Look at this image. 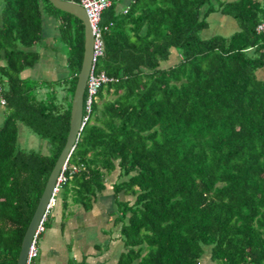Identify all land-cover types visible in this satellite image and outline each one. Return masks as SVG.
Masks as SVG:
<instances>
[{"label": "trees", "instance_id": "obj_1", "mask_svg": "<svg viewBox=\"0 0 264 264\" xmlns=\"http://www.w3.org/2000/svg\"><path fill=\"white\" fill-rule=\"evenodd\" d=\"M0 2V264H16L66 142L84 27L48 0ZM216 13L238 30L200 38ZM47 20L66 47L65 74L23 78L40 61ZM263 22L264 0H133L123 11L113 0L93 69L108 81L88 110L85 89L86 120L36 245L58 205L63 219L74 206L90 211L116 174V264H199L207 248L213 264H264ZM173 51L177 62L163 66ZM20 125L46 144L19 149Z\"/></svg>", "mask_w": 264, "mask_h": 264}, {"label": "crops", "instance_id": "obj_2", "mask_svg": "<svg viewBox=\"0 0 264 264\" xmlns=\"http://www.w3.org/2000/svg\"><path fill=\"white\" fill-rule=\"evenodd\" d=\"M132 1L133 0H130V2L126 6L119 7V0H117V10L123 11ZM50 33H52V31L50 30L49 32L44 23V37H51ZM44 58L47 59V57ZM176 62L177 54L173 51L170 56V60L167 63H164L163 66L172 65ZM38 65L39 64H37L33 69L25 70L22 73V76L30 78V76L32 75L36 77V79H42V81L61 77L60 75L55 73L56 70L54 68L45 70V66L43 64L39 67ZM45 71H51V78L45 76ZM109 185L105 192L99 195L97 201L93 204V210L91 209L92 211L90 210L88 212H84L81 210L80 212H78L79 214L77 213V215L76 212L74 213L71 210V207L69 211L74 214V216L72 215L73 217L69 216L63 219L61 208L59 207V205L57 206V208L54 210V215H52V219H54L56 222V226L54 228V242L49 243L42 248L41 262L39 261L37 262V264H49L47 260L56 259L57 254L59 256L62 254L67 257V264L68 260L71 258L70 256L73 255L71 254V240L79 241L82 245H79L80 247H77V249L75 250L74 253L77 254V257L73 258L74 261L79 262L83 257H86L87 264L117 263L119 255L121 254V252H123V247L118 238V227L115 226L116 208ZM60 243L65 246L66 250L63 249V251L60 248ZM199 264H213L211 262L209 248L205 249V252L201 257Z\"/></svg>", "mask_w": 264, "mask_h": 264}, {"label": "water", "instance_id": "obj_3", "mask_svg": "<svg viewBox=\"0 0 264 264\" xmlns=\"http://www.w3.org/2000/svg\"><path fill=\"white\" fill-rule=\"evenodd\" d=\"M48 2L55 9L72 15L82 22L84 27V52L81 68L77 75V81L71 101L69 131L66 142L52 168V171L50 172L43 192L38 200L36 209L24 233L16 264H25L30 245L33 241L38 225L41 222L42 217L46 213L49 201L56 186L58 176L61 170L66 165L67 160L82 129L83 95L86 89L87 79L92 68L93 37L90 24L84 9L78 3L72 1L48 0Z\"/></svg>", "mask_w": 264, "mask_h": 264}, {"label": "rangeland", "instance_id": "obj_4", "mask_svg": "<svg viewBox=\"0 0 264 264\" xmlns=\"http://www.w3.org/2000/svg\"><path fill=\"white\" fill-rule=\"evenodd\" d=\"M129 2H130V0H119L118 6L119 7L126 6ZM0 4H1V2H0ZM213 4L216 5L215 2H213ZM0 11H1V6H0ZM224 19H225V21H224ZM207 21L209 23L208 29L199 33V36L202 39H207V38H210L212 36H217V35L223 36V37H229L230 35H232L233 33H235L238 30L237 24L235 23L234 20H232L231 18L223 17L217 13L210 15L208 17ZM45 26L48 28L49 32L51 30L52 33H50L51 37H47L43 40L41 46L38 45L36 47V50L40 53V56H41L40 61L38 62V64H39L38 67L43 64L45 66L44 67L45 70L46 69L50 70V69L54 68L56 70L55 73H57L60 76H63L65 74L63 66H64L65 56H66V47L60 42V40L57 36L58 35L57 32L54 31L53 22L47 20V21H45ZM44 57H47V59H45ZM44 74L46 77L51 78L50 77L51 71H47V72L45 71ZM45 76H43V77H45ZM258 76H259V78L264 79L263 70L258 73ZM22 77L26 78L25 76H22ZM30 78H29L30 80L33 79L35 81H42V79L41 80L36 79V77H34L32 75L30 76ZM4 117H5V111L3 109H0V127L3 124ZM45 144H46L45 141H42L41 139H39V137L34 135L28 128H26L25 126H22V125L19 126L18 138H17V147L19 149L25 150V151H30V150L31 151H39L40 146L45 145ZM115 177H116V174L113 175L112 177H110L109 180L107 181V184L109 185L110 182L111 183L114 182ZM71 210L74 213L76 212V214H77L78 212L81 211V208H79L78 206H75V207H72ZM54 213H52V215H54ZM72 215L74 216V214H72ZM55 226H56L55 220L51 219L49 222L48 228H46V230L43 232L42 236L38 239V246L36 245L37 248L39 249V255L37 258V262H39V261L41 262L42 248L45 247L47 244L54 242V232H55L54 228H55ZM70 243L72 245V248H71L72 253L71 254H73L70 256L71 257L70 259L73 260V258L77 257V254L74 253L75 250L77 249V247H80L82 245L80 244L79 241H76V240H71ZM59 246L62 250L63 249L66 250L65 246L62 243H60ZM61 255L59 256L57 254V256L55 255L56 259H54V260L51 259V260H47V261L49 262V264H52V263L66 264L67 257H65L64 255H62V256Z\"/></svg>", "mask_w": 264, "mask_h": 264}, {"label": "built area", "instance_id": "obj_5", "mask_svg": "<svg viewBox=\"0 0 264 264\" xmlns=\"http://www.w3.org/2000/svg\"><path fill=\"white\" fill-rule=\"evenodd\" d=\"M113 0H78V4L84 9L87 19L90 24L91 33L93 37V58H92V68L90 71V74L87 79L86 83V90L88 94V99L86 101V110L89 109L91 98L96 94L97 90L99 89L100 85L106 83L108 79L103 75H94L93 69H94V63L96 61V58L102 54L103 51V43L101 40V30L99 28V21L100 16L103 10L108 8ZM257 33H264V22L259 24L256 27ZM5 106V100L0 97V108ZM86 118L82 119V124H84ZM65 168V166H64ZM64 168L61 170L63 171ZM64 180L62 173L59 174L58 179L56 181L55 189L52 193L51 199L49 201L47 210L45 215L42 217L41 222L38 225L37 231L35 233V236L33 238V241L30 245L27 258L25 261V264H34V260L36 259L38 255V249L36 246V238L40 232L43 231L42 223L45 220V216L47 212L55 206V195L58 191L59 184Z\"/></svg>", "mask_w": 264, "mask_h": 264}]
</instances>
